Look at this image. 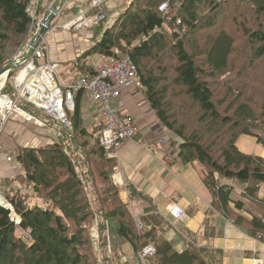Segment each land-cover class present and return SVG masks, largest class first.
I'll return each mask as SVG.
<instances>
[{"label":"trees","instance_id":"16d2710c","mask_svg":"<svg viewBox=\"0 0 264 264\" xmlns=\"http://www.w3.org/2000/svg\"><path fill=\"white\" fill-rule=\"evenodd\" d=\"M166 1L171 18L159 11ZM28 4L29 0H0V73L19 52L18 56L24 54L30 42ZM47 10L40 8L37 15L45 16ZM104 13L108 22V11ZM104 22L92 28L100 35L92 52L132 60L146 102L180 140L178 161L201 164L205 184L216 190L223 206L230 189L218 187L217 177L237 180L245 185L247 196L256 198L264 183V159L239 152L236 141L250 135L264 146L252 133L264 134V0H129L109 24ZM201 35L204 42L198 41ZM152 60L155 66H150ZM234 68V78L224 79ZM211 79L220 80L224 96L215 94ZM13 92L11 78L3 94L12 97ZM80 101L76 95L75 108L68 113L72 156L57 142L22 149L15 157L24 169L18 179L33 188L38 204L31 205L30 197L19 189L1 190L18 223L0 206V264H99L90 237L96 218L101 233L108 235L113 261L123 254L126 243L135 256L151 245L155 254L147 264H212L201 250H175L162 232L165 222L156 214L141 217L138 228L111 180L117 161L99 145L103 125L90 133L82 127ZM20 107L36 113L30 105ZM75 150L82 163L76 161ZM91 188L99 202L97 214L89 199ZM249 227V234L264 242V217L253 218ZM17 229L24 238L15 237Z\"/></svg>","mask_w":264,"mask_h":264},{"label":"crops","instance_id":"0c3cea01","mask_svg":"<svg viewBox=\"0 0 264 264\" xmlns=\"http://www.w3.org/2000/svg\"><path fill=\"white\" fill-rule=\"evenodd\" d=\"M88 1L68 0L45 37L50 61L59 65V74H67L64 84L106 62L91 50L100 39L98 31L62 28L90 9L92 0ZM109 1L103 5V12L106 10L109 14L106 24L118 15V7H123V2L108 7ZM53 2L43 0L40 8L47 6L48 9ZM42 16H37V24ZM91 55L95 56L92 58ZM84 66L89 69L81 71ZM80 99L81 119L90 133L94 127L103 125V119L96 113L95 104L82 95ZM121 102L124 104L122 112L132 121L136 133L133 140L123 143L119 149L117 167L111 180L120 189V198L129 206L137 226L141 217L148 213L156 214L165 222L162 231L165 238L177 251L201 250L212 264H264V242L249 234L250 221L264 217V183L259 184L256 198H251L247 196L244 184L235 179L217 177L218 187L230 189L229 201L223 206L216 190L205 184V168L197 162L183 165L178 161L179 140L157 119L138 83L122 91ZM33 115L37 121L44 122L43 114L36 112ZM0 126V189L6 193L19 189L21 194L30 197L32 205L36 202L33 188L18 179L24 176L23 167L17 161L7 162L4 154L16 157L22 149L41 148L49 142H63L67 147L69 134L54 125L49 129L41 127L18 115L10 116L3 125L0 118ZM261 139L264 141V137ZM236 147L243 154L264 159V146L254 136H240ZM79 157L81 154L75 150L76 161ZM239 219L240 226L237 225ZM92 229L94 232L95 228ZM131 251L134 255L132 248ZM122 255L117 261L104 257L102 263L128 264L120 260Z\"/></svg>","mask_w":264,"mask_h":264},{"label":"built area","instance_id":"2783aa9c","mask_svg":"<svg viewBox=\"0 0 264 264\" xmlns=\"http://www.w3.org/2000/svg\"><path fill=\"white\" fill-rule=\"evenodd\" d=\"M43 0H29L27 11L31 17L28 36L29 39L37 34L36 15L40 10ZM108 0H92L90 9L81 13L62 28L64 30L89 31L104 22L103 5ZM168 3L159 7L160 12H165ZM90 11H93L90 14ZM179 23V22H178ZM46 37V36H45ZM45 37L34 50L32 57L24 62L21 68L12 77L13 96L3 94L6 85L5 76L0 81L1 125L8 121L12 115H18L26 121H34L41 127H46L45 122L37 121L33 114L24 111L20 104L30 105L45 116L59 130L71 129L68 113L75 108L76 95L88 98L96 105V113L103 119V128L99 133V145L106 152L107 157L116 159L117 153L123 143L133 140L136 129L132 121L123 114L121 93L132 84L137 83L136 68L128 56L120 58H104L105 63L99 68L82 73L75 82L64 84L59 81L58 67L50 61ZM18 57V56H17ZM0 126V147H1ZM59 135V134H58ZM6 161L13 163V155H5ZM0 189V206L13 211ZM138 228L141 225L138 224ZM154 248L149 245L142 249L137 257L140 264H146V259L153 257Z\"/></svg>","mask_w":264,"mask_h":264},{"label":"rangeland","instance_id":"374dc122","mask_svg":"<svg viewBox=\"0 0 264 264\" xmlns=\"http://www.w3.org/2000/svg\"><path fill=\"white\" fill-rule=\"evenodd\" d=\"M123 2V3H122ZM129 2V0H110L109 1V3H108V7L110 6V5H118V4H120V3H122L124 6H125V3L127 4ZM167 2V1H166ZM166 2H164V3H166ZM163 3V4H164ZM162 5V4H161ZM160 5V6H161ZM124 6L121 8V6L120 7H118V12H122L123 10H124ZM159 6V7H160ZM171 6L168 4V7L166 8V10H165V12H164V15L165 16H167L168 15V17L169 18H171L170 17V11H171ZM176 9H177V5H174V7H173V13L172 14H174L175 13V11H176ZM36 22H37V19H36ZM204 36H199V40L198 41H200V42H204ZM30 41V39L27 41V44H28V42ZM95 55H91V57L93 58ZM88 59H89V57H88ZM90 60V59H89ZM165 63H170V60H168L167 58L165 59ZM149 64H150V66H155V64H154V61L152 60V61H150L149 62ZM167 64H164V65H166V66H168ZM236 72H237V69H235L234 68V72L233 73H231L230 75H225V78L224 79H233L234 78V76H235V74H236ZM66 75L67 74H65L64 72H62L61 74H59V70H58V78H59V81L60 82H62V83H64L65 81H66ZM211 81V84L213 85V89H214V91H215V94L217 95V96H224L225 95V93H226V91L218 84L219 82H220V80H215V79H211L210 80ZM140 91H141V94L143 95V92H142V90H141V88H140ZM232 91H234L233 89H232ZM237 94V92L235 91L234 92V95H236ZM143 97H144V95H143ZM145 98V97H144ZM14 116V115H13ZM12 117V116H11ZM43 121L46 123V126H47V129H49L50 127H51V125H54L55 127H57L58 128V125H56V124H52V123H50L49 121H48V119L47 118H43ZM188 124V126H189V123H187ZM82 127H84V128H86L85 127V125H84V123L82 124ZM254 135H256V136H258V137H264V134L261 132V131H259V130H253V132H252ZM174 136V135H173ZM176 137V136H175ZM65 138V137H64ZM67 138V137H66ZM178 139V138H177ZM59 140H61V139H59ZM67 140H69V138L67 139ZM179 140V139H178ZM179 142H180V140H179ZM51 142H49V144H50ZM49 144H47V145H49ZM61 146L63 147V150H65L66 152H67V154H69L70 156H72L73 154H74V150L72 149V147L70 146V142H68L67 143V147L65 146V144L62 142L61 143ZM5 155V154H4ZM6 155H9V154H6ZM14 161H16L15 160V157H14V159H13ZM13 161V162H14ZM83 162V160H82V157H79V159H78V163H82ZM77 163V162H76ZM201 165V164H200ZM81 170L84 172V173H86V170L85 169H79L78 170V172L79 173H81ZM90 187H91V185H90ZM91 190H92V192H91V194L89 193V199H90V201H91V203H92V206H93V209L95 210V212H96V214H97V211L99 210V202L96 200V194H95V191H94V189L93 188H91ZM26 195V194H25ZM6 204H9V203H6ZM35 204H38L37 202H33L32 203V205H35ZM9 205H11V204H9ZM12 206V205H11ZM13 208V207H12ZM11 214H10V218L13 216H15L16 214H15V212H14V208H13V215H12V212H10ZM12 217V218H13ZM17 220V221H16ZM15 222V225L18 223V219L15 217V220H14ZM95 229H94V232H93V229H91V231H90V234H91V238H92V240L94 239V241H93V248H94V252L96 253V256H97V261L99 262V264H103L102 263V258H104V257H106V259H108V257H109V259H111V252H110V248H109V241H108V235H107V233L105 234V232H103L102 231V233H101V229H100V220L97 218L96 219V221L94 222V226H93ZM94 235V236H93ZM15 237L16 238H19V239H21L22 237L24 238L25 237V235L19 230V229H17L16 230V232H15ZM119 258V257H118ZM118 258H116L115 260L117 261L118 260ZM138 257H134V255H133V253H132V251H131V248H130V246L128 245V244H123V255H122V257L120 258V260L123 262V263H128V264H140V262L138 261L139 259H137ZM150 259V258H149ZM114 260V261H115ZM148 262V261H147ZM119 264H122V263H119Z\"/></svg>","mask_w":264,"mask_h":264},{"label":"water","instance_id":"95a60500","mask_svg":"<svg viewBox=\"0 0 264 264\" xmlns=\"http://www.w3.org/2000/svg\"><path fill=\"white\" fill-rule=\"evenodd\" d=\"M67 1L68 0H55L48 8L47 13L39 25L37 34L31 38L26 51L22 56L16 57L2 70L0 73V81L2 77L5 76V81L7 83L13 77L14 73L21 68L22 64L32 57L34 50L37 48L42 38L47 35L52 22L57 18Z\"/></svg>","mask_w":264,"mask_h":264},{"label":"bare ground","instance_id":"6f19581e","mask_svg":"<svg viewBox=\"0 0 264 264\" xmlns=\"http://www.w3.org/2000/svg\"><path fill=\"white\" fill-rule=\"evenodd\" d=\"M28 12V11H27ZM105 15V14H104ZM37 16L38 15H36V19H37ZM43 18H44V16H42V19L40 20V22L38 23V26H37V22H36V19H35V22H36V26H37V30L39 29V25H40V23H41V21L43 20ZM53 23V22H52ZM52 25V24H51ZM6 105L5 104V101H1L0 102V105ZM70 123H71V121H70ZM1 149V148H0ZM6 155V154H5ZM10 212H12V215H13V211H10ZM15 212V211H14ZM13 217V216H12ZM11 217V220L12 221H14L15 220V217L18 219V217L15 215L13 218ZM17 221V220H16ZM15 222V221H14ZM151 258V257H150ZM149 260V258L148 259H146V261H145V263L147 264V261ZM140 262V261H139Z\"/></svg>","mask_w":264,"mask_h":264},{"label":"flooded vegetation","instance_id":"af4514ba","mask_svg":"<svg viewBox=\"0 0 264 264\" xmlns=\"http://www.w3.org/2000/svg\"><path fill=\"white\" fill-rule=\"evenodd\" d=\"M37 26H38V24H37Z\"/></svg>","mask_w":264,"mask_h":264}]
</instances>
